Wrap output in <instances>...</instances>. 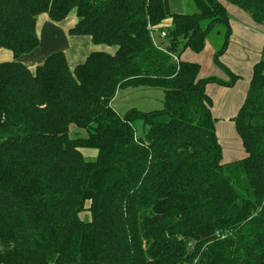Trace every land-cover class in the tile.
<instances>
[{
  "label": "trees",
  "instance_id": "trees-1",
  "mask_svg": "<svg viewBox=\"0 0 264 264\" xmlns=\"http://www.w3.org/2000/svg\"><path fill=\"white\" fill-rule=\"evenodd\" d=\"M192 1L196 12L169 14L165 0H0V49L15 57L0 62V242L11 245L0 264H264V58L234 118L246 157L222 162L207 92L238 77L219 57L225 2L264 26V0ZM73 10L69 33L114 53L73 68L64 51L34 69L20 61L41 43L40 14ZM217 25L231 81L181 58ZM138 88L162 90L163 105L119 113L120 92Z\"/></svg>",
  "mask_w": 264,
  "mask_h": 264
},
{
  "label": "rangeland",
  "instance_id": "rangeland-1",
  "mask_svg": "<svg viewBox=\"0 0 264 264\" xmlns=\"http://www.w3.org/2000/svg\"><path fill=\"white\" fill-rule=\"evenodd\" d=\"M172 1L174 0H170L171 7L175 4V2ZM183 2V13H193L197 11L192 0H184ZM225 3L229 10L233 34L231 33V37L229 38L230 44L228 49L219 57L233 73L238 74V77L235 83L229 85V87H226L225 85L227 84L224 83L210 82L207 85V92L214 103L213 113L216 117V129L223 150L222 162L228 163L247 156L242 139L236 129L234 118L245 100L253 73V66L261 58H264V26L255 22L249 13L236 5L227 1ZM70 15L77 18L75 10H73ZM71 16L69 18H71ZM207 23L206 20L203 21L202 26H207ZM170 25L171 24H169V26ZM159 34L157 30L155 32L156 41L161 37ZM226 38V28L223 25H217L208 35L205 47L201 52L189 50L192 52L191 54H193L192 59H197L193 61L201 64L200 77L206 78L208 76H216L223 81H231L232 74L227 71L225 66L215 61V56L223 47ZM93 44L95 43L93 42ZM95 46L97 49H103V51H109L111 53H114L116 50V46L114 45L108 47L106 44H95ZM26 55L25 59L28 58ZM10 59L14 60V55L11 54L7 57H0V61ZM70 66L73 68V64H70ZM31 69H34V67ZM162 98L163 93L160 89H127L120 92L118 98L113 102V106L119 113H124L128 108L134 106L148 110L161 107L163 105ZM70 135L73 137L87 136V131L78 128L75 124H71ZM82 152L87 159H95L98 154V151L93 148H82ZM82 217L88 218L89 212H84ZM10 246V244L0 242V251L8 249Z\"/></svg>",
  "mask_w": 264,
  "mask_h": 264
},
{
  "label": "crops",
  "instance_id": "crops-1",
  "mask_svg": "<svg viewBox=\"0 0 264 264\" xmlns=\"http://www.w3.org/2000/svg\"><path fill=\"white\" fill-rule=\"evenodd\" d=\"M183 1L184 0H174L172 2H175V4L173 5V7H171L170 0H165V8L167 13L169 14L174 12L183 13V5H184ZM70 16L71 15H69L66 19L62 21L56 22L51 20L47 13L40 14L37 18V33L40 37L41 43L33 52L29 53L28 55L24 54L23 56H21L20 61L23 62L29 68L32 67L35 68L38 64L44 62L46 57L51 53L56 51H64L65 54L67 55L69 64H73L74 67L77 64L84 62L87 56L91 53V51L103 50V49H97L95 44H93L92 38L90 36L71 35L69 33L70 28H72L78 21V19L73 16L69 18ZM251 23L253 24L252 19H251ZM169 24H171V19L165 20V25L169 26ZM232 34H233V29H232ZM189 50H190L189 48L186 49L182 53L181 58L188 61L197 60V59H192L193 54H191L192 52H190ZM10 51L11 50L9 49L6 50V48L0 49V57L2 56L7 57L10 56L11 54L13 55V52ZM25 55L28 56L27 59H25ZM10 60H3V61H10ZM225 86L229 87V85H225Z\"/></svg>",
  "mask_w": 264,
  "mask_h": 264
},
{
  "label": "built area",
  "instance_id": "built-area-1",
  "mask_svg": "<svg viewBox=\"0 0 264 264\" xmlns=\"http://www.w3.org/2000/svg\"><path fill=\"white\" fill-rule=\"evenodd\" d=\"M166 35V33L165 32H161V36H165Z\"/></svg>",
  "mask_w": 264,
  "mask_h": 264
}]
</instances>
